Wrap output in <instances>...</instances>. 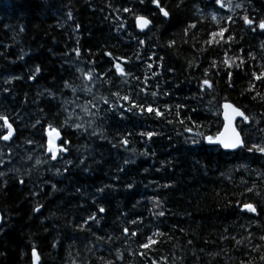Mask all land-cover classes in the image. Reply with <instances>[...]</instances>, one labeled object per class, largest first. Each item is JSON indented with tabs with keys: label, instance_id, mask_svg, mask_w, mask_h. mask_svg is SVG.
<instances>
[{
	"label": "trees",
	"instance_id": "16d2710c",
	"mask_svg": "<svg viewBox=\"0 0 264 264\" xmlns=\"http://www.w3.org/2000/svg\"><path fill=\"white\" fill-rule=\"evenodd\" d=\"M160 2L170 19L149 0H0V115L14 132L0 159V264H32L33 249L37 264H264V154L247 150L264 147V77L253 76L264 0ZM223 102L250 117L230 153L195 135L219 133ZM149 105L162 115L141 113ZM49 125L69 141L56 160Z\"/></svg>",
	"mask_w": 264,
	"mask_h": 264
},
{
	"label": "snow or ice",
	"instance_id": "6c2138e0",
	"mask_svg": "<svg viewBox=\"0 0 264 264\" xmlns=\"http://www.w3.org/2000/svg\"><path fill=\"white\" fill-rule=\"evenodd\" d=\"M139 2L141 4H143L145 2V0H139ZM149 2L155 6V8L158 10L159 14H162L166 19H170V11L165 9V7L161 4L160 0H149ZM180 3H183V0H180ZM216 3L219 4L221 7H224V4L222 3V0H216ZM236 7H240V5H236ZM123 11L124 12H129L130 9L124 8ZM229 11H231V0H229ZM69 15H71V14H69ZM212 18L214 20L216 19L215 16H213ZM229 19H231V17H229ZM243 19H244L246 24L252 25L253 21L250 20L247 16H245ZM136 22H137V25L141 29L147 28L149 26V24L151 23V21L149 19H147L146 17H144L142 15H136ZM121 27H123V25H121ZM189 27L195 28L196 25L192 24ZM258 27H259V29L264 31V20H260L258 22ZM224 31H227V29H221V31L219 33L213 32L212 36H216L217 34H219L222 37ZM252 31H255V28H252ZM185 34H187V29L185 30ZM231 38L232 37L229 36V39H231ZM139 43L143 44L144 41L141 40V41H139ZM105 55L111 56L112 54L111 53H105ZM77 56H79V51H77ZM225 63L227 64L228 61L226 60ZM230 66L231 65H229V67ZM148 67L151 68L152 65L149 64ZM115 68H116V72L119 73L121 76L125 75V71L120 66L119 63H117L115 65ZM35 71L38 73L40 71V68L37 67L35 69ZM205 74L207 75V73H205ZM253 76L257 80H260L262 77H264V72H262L260 75H256V73H253ZM230 78H231V73H229V79ZM31 79H35V76H32ZM203 84L207 85L209 88L212 87V85L207 80H204ZM252 87L254 88L255 86L253 85ZM249 90H252V88H250ZM141 91L143 92L144 89L142 88ZM201 91H203V88H201ZM156 94H157L156 92H152L151 93L152 96H156ZM113 95L117 96L118 99H123L124 101H129V97L127 95H124L123 97H121L119 92L113 93ZM256 95L259 96L260 93L257 92ZM255 98L256 97L254 96L253 99H255ZM261 98L264 99V97H261ZM104 103L107 104V103H109V101L107 99H104ZM121 107H123V106H121ZM137 107H138V105L133 102V103H131V107L125 109V111H130L131 108H137ZM139 108H140L141 113H143L146 110L148 113H152L153 111H155L156 116H161L162 115V113H161V111L159 109H153V107H151L150 105L147 106L146 109L143 106H139ZM224 108H226V109L227 108H231L232 109V113H233V118L232 119H229L227 115L225 116V119L228 120V123L225 125V132L218 133L216 135V137H213V135H206V134L201 133V132H197L195 135L201 136L203 138V140H205L209 145H219V146L223 147L224 149H233V150L237 149V148H243L244 144H245V141L242 139V137L240 135V132L237 131L236 126L233 125V119L236 116H239V117H242L241 123H246V122L250 121V117L245 115V113L243 111L239 110L238 108L233 107L231 104H227V103L224 104ZM193 111H195V109H193ZM188 119L191 120L190 117ZM0 120H3L4 125L8 128L7 135H3L0 138H2L4 141H8L10 139V137L13 135L12 125L8 122V118L6 116H4V115H0ZM180 122L184 123V121H180ZM169 123H171V121H169ZM76 127L79 128L80 125H76ZM49 128L51 129V131L49 132V141H48L47 151L49 153H51V159L52 160H56L58 151L63 153V152H66L68 150L66 146L69 144V141L67 140L66 136L62 139L61 138V133L59 131H57V129L55 127H53L52 125H49ZM192 130L193 129L191 127H185V131H187V132H192ZM53 134H55L54 138H53ZM141 135H147L148 139L150 140L152 138V136L155 135V133L147 132V133H141ZM55 140H60L61 141V147L59 149H57V147L55 145ZM121 143L127 144L128 142H127V140H123V141H121ZM192 143L193 144H199L200 141L193 139ZM247 150L249 152H252V151L255 150V151L260 152L261 154H264V147H258L255 144H253ZM37 163H39V161H37ZM20 183L23 184V180H21ZM53 187H55V186H53ZM131 187L132 186L129 185V188H131ZM101 191H103V190H101ZM248 191L251 192V191H253V189L249 188ZM245 209L247 211H249V212H252V213H256V211H257L256 207H254L252 203H245L243 205V207L241 208V211H244ZM35 211L39 212L40 211L39 207L36 208ZM99 211L101 213H103L105 211V209L101 207L99 209ZM159 215L163 216L164 212L161 211L159 213ZM89 219L90 220H95L96 217L95 216H91V217H89ZM2 220H3V218L0 217V222H2ZM133 223H136V221L134 220ZM127 232H128V229L125 228L124 229V233L127 234ZM132 235L135 236L136 233L133 232ZM154 235H163V234L157 232ZM261 239L264 240V236H262ZM152 243H155V241L151 237H149L148 238V243L147 244H142L141 247L148 248ZM189 243H191V241H189ZM237 243H240V241H237ZM32 255H33V257L35 258L36 261L39 260V256L37 255L35 249H33ZM261 259H264V256H262Z\"/></svg>",
	"mask_w": 264,
	"mask_h": 264
},
{
	"label": "water",
	"instance_id": "95a60500",
	"mask_svg": "<svg viewBox=\"0 0 264 264\" xmlns=\"http://www.w3.org/2000/svg\"><path fill=\"white\" fill-rule=\"evenodd\" d=\"M135 24H136V28L139 30V31H146L148 28H149V26H150V24H149V26L147 27V28H144V29H141L138 25H137V22L135 21ZM231 104V103H229V102H225V103H223L222 104V107H221V111H222V113H221V119H222V122H223V126H222V128H221V130H220V132L219 133H223V132H225V125L228 123V120L227 119H225V116L227 115L228 116V118L229 119H232L233 118V113H232V109L231 108H224V104ZM232 105V104H231ZM233 106V105H232ZM233 107H235V106H233ZM239 121H242V117H239V116H236L234 119H233V125L234 126H236V124H237V122H239ZM237 128V127H236ZM5 130L8 132V128L5 126ZM51 130L49 129V128H46V133H45V136H46V138H47V143H46V154L47 155H50L51 153H49L48 151H47V148H48V141H49V132H50ZM238 131V130H237ZM12 132H13V128H12ZM239 132V131H238ZM186 134H191L190 132H187L186 131ZM54 135L55 134H53V138H54ZM13 137V135L10 137V138H12ZM216 137V136H215ZM227 138V137H226ZM60 143V140H55V145H56V147H57V144H59ZM206 144L207 145H209L207 142H206ZM210 146H217V147H220L224 152H228V153H230V152H235V151H238L240 148H237V149H224L223 147H221V146H219V145H210ZM245 212H247V210L245 209L244 210ZM1 217V216H0ZM0 225H1V222H0ZM33 262H34V264H36V260H35V258L33 257Z\"/></svg>",
	"mask_w": 264,
	"mask_h": 264
},
{
	"label": "bare ground",
	"instance_id": "6f19581e",
	"mask_svg": "<svg viewBox=\"0 0 264 264\" xmlns=\"http://www.w3.org/2000/svg\"><path fill=\"white\" fill-rule=\"evenodd\" d=\"M232 6H233V4H232ZM232 8V7H231ZM212 14H214V10H211L210 11ZM162 15V14H161ZM163 16V15H162ZM164 17V16H163ZM165 18V17H164ZM137 32H144V31H139L138 29H137ZM76 92V91H75ZM70 93V92H69ZM69 97V96H68ZM73 98V97H72ZM61 99L62 100H64L62 97H61ZM223 103H225V102H223ZM222 103V104H223ZM222 104H221V106H220V110H221V107H222ZM71 105V104H70ZM240 110V109H239ZM221 113H222V111H220V117H221ZM222 120V119H221ZM70 123V122H69ZM11 124V123H10ZM4 126V125H3ZM13 126V125H12ZM222 126H223V122H222ZM3 128V127H2ZM1 128V129H2ZM15 129V128H14ZM45 130V129H44ZM2 132H3V129H2ZM220 132V131H219ZM44 133V132H43ZM191 134H192V132H190ZM195 133V132H194ZM185 134H186V131H185ZM191 134H187V135H190L191 136ZM12 141V140H11ZM205 141V140H204ZM7 141H4L2 138L0 139V148H3V146H2V144L3 145H6V144H4V143H6ZM8 143V142H7ZM19 145V144H18ZM205 145L206 146H209V147H217V146H210V145H207L206 144V141H205ZM15 147V146H14ZM217 148H219V149H221L220 147H217ZM240 149H242V148H240ZM239 149V150H240ZM41 150V149H40ZM222 150V149H221ZM223 151V150H222ZM224 152V151H223ZM45 154H46V150H45ZM47 155V154H46ZM60 159V158H59ZM56 162V161H55ZM10 170V169H9ZM254 206V205H253ZM1 225H2V222H1ZM1 225H0V229H1ZM32 253H33V251H32ZM32 264H34V262H33V255H32Z\"/></svg>",
	"mask_w": 264,
	"mask_h": 264
},
{
	"label": "rangeland",
	"instance_id": "374dc122",
	"mask_svg": "<svg viewBox=\"0 0 264 264\" xmlns=\"http://www.w3.org/2000/svg\"><path fill=\"white\" fill-rule=\"evenodd\" d=\"M78 131H80V133H82V129L81 128H79L78 129ZM187 135V134H186ZM81 137V136H80ZM6 153H5V151H4V149H2V148H0V159H2V160H7V158L4 156ZM25 158H23V160H24ZM17 162V161H16ZM16 162H14V163H16ZM21 162H23V161H21Z\"/></svg>",
	"mask_w": 264,
	"mask_h": 264
},
{
	"label": "flooded vegetation",
	"instance_id": "af4514ba",
	"mask_svg": "<svg viewBox=\"0 0 264 264\" xmlns=\"http://www.w3.org/2000/svg\"><path fill=\"white\" fill-rule=\"evenodd\" d=\"M191 135H193V133Z\"/></svg>",
	"mask_w": 264,
	"mask_h": 264
}]
</instances>
